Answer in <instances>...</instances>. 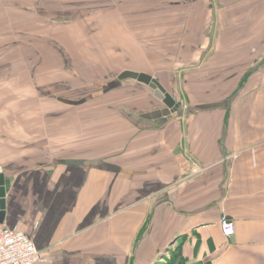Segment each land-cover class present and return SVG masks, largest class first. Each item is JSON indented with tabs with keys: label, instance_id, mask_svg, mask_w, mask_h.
Wrapping results in <instances>:
<instances>
[{
	"label": "crops",
	"instance_id": "crops-1",
	"mask_svg": "<svg viewBox=\"0 0 264 264\" xmlns=\"http://www.w3.org/2000/svg\"><path fill=\"white\" fill-rule=\"evenodd\" d=\"M40 1L27 10L50 11ZM23 2L1 0L0 12L23 13ZM132 2L159 5L154 21L175 32L154 30L167 39L205 19L202 44L144 50L155 71L126 70L157 79L180 109L118 115L128 131L112 128L109 140L103 126L81 128L95 145L83 160L1 166L4 224L31 238L45 264H159L174 252L184 264H264V0ZM223 215L235 223L230 238Z\"/></svg>",
	"mask_w": 264,
	"mask_h": 264
},
{
	"label": "rangeland",
	"instance_id": "rangeland-1",
	"mask_svg": "<svg viewBox=\"0 0 264 264\" xmlns=\"http://www.w3.org/2000/svg\"><path fill=\"white\" fill-rule=\"evenodd\" d=\"M29 1L23 2V13L0 12V167L13 173L86 159L81 153L95 145L85 141L89 136L81 128L103 126V140L115 135L112 128L123 135L128 130L125 122H115L118 115L148 112L161 102L136 81L124 80L113 89L111 84L129 65L155 71L143 66L149 55L144 50L160 54L178 41L182 46L204 42L196 35L205 28L203 18L184 27L193 37L160 35L154 28L175 31L154 21L159 5L151 2L42 0L50 11L39 14L27 10ZM89 96L93 99L85 101Z\"/></svg>",
	"mask_w": 264,
	"mask_h": 264
},
{
	"label": "built area",
	"instance_id": "built-area-1",
	"mask_svg": "<svg viewBox=\"0 0 264 264\" xmlns=\"http://www.w3.org/2000/svg\"><path fill=\"white\" fill-rule=\"evenodd\" d=\"M222 233L226 238L235 234V223L226 215L220 221ZM47 259L36 248L26 234L0 226V264H45Z\"/></svg>",
	"mask_w": 264,
	"mask_h": 264
},
{
	"label": "water",
	"instance_id": "water-1",
	"mask_svg": "<svg viewBox=\"0 0 264 264\" xmlns=\"http://www.w3.org/2000/svg\"><path fill=\"white\" fill-rule=\"evenodd\" d=\"M128 79L149 86L153 90L154 98L164 104L169 110L176 112L180 109L181 105L176 102V100L167 92L161 83L154 77L147 74L128 71L123 72L118 76L116 84H111L110 88H116L122 81ZM106 90V92H108L109 89ZM9 185L10 181L5 178L3 169L0 167V225L4 224L6 217V195Z\"/></svg>",
	"mask_w": 264,
	"mask_h": 264
},
{
	"label": "trees",
	"instance_id": "trees-1",
	"mask_svg": "<svg viewBox=\"0 0 264 264\" xmlns=\"http://www.w3.org/2000/svg\"><path fill=\"white\" fill-rule=\"evenodd\" d=\"M167 264H184V263L179 257V254L176 252L175 254H173L171 260H169Z\"/></svg>",
	"mask_w": 264,
	"mask_h": 264
}]
</instances>
